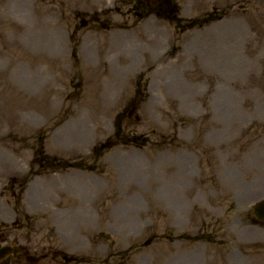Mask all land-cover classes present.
Here are the masks:
<instances>
[{
	"label": "rangeland",
	"instance_id": "rangeland-1",
	"mask_svg": "<svg viewBox=\"0 0 264 264\" xmlns=\"http://www.w3.org/2000/svg\"><path fill=\"white\" fill-rule=\"evenodd\" d=\"M173 1L179 9L178 24L154 18L138 24L128 15L127 0H0V154L8 158L0 170V203L10 207L17 198L23 213L32 214L27 213V219L37 221L32 230L0 228L7 242L26 245L30 254L43 253L54 243L67 253L81 254V264H264V243L259 242L264 241V225L253 221L252 209L264 198V142L257 139L264 137V105L255 113L259 99L250 94L254 102L244 95L250 91H240L233 104H223L225 97L217 100L216 92L223 86L205 72L209 30L214 27L220 35L228 24L226 29L248 35L235 45L246 42L252 33L241 15L256 12L259 31L264 26V0H239V18L191 30L181 27L183 19L209 9L210 0ZM75 8L85 15L69 12ZM106 8L104 17L115 29L99 28L96 33L90 13ZM80 18L90 24L76 32L81 41L76 63L68 39ZM57 37L61 45L55 55L47 48ZM251 40L252 53L256 43ZM221 47L215 44V56ZM241 53L244 57L243 48ZM142 72L141 82H135ZM241 78L234 77L230 88L242 86ZM261 83L248 79L243 89ZM135 89L143 92L134 96ZM132 103L138 106V121L127 118ZM124 110L119 126L128 147L115 146L93 159L92 146L112 133L116 115ZM77 120L82 122L79 130L71 133L67 128L64 136L74 143L56 145L55 137ZM40 142L44 153L52 161H63L65 168L45 166L39 157L33 160ZM122 156L142 166L136 164L129 173L115 167ZM92 163L97 170L82 169ZM30 167L38 173L26 186L34 188L36 210L25 205L27 189L19 198L15 187L13 198L8 186L10 171ZM74 179L84 188L96 183V195L89 192L91 202L86 204V225L92 228L82 230L79 220H71L60 236L51 214L78 210L70 187ZM123 207L133 209H125L128 220L117 224L112 213ZM20 221L26 223L25 218ZM129 221L133 225L125 234L115 229ZM182 232L209 236L212 242L173 241ZM39 264L53 263L46 258Z\"/></svg>",
	"mask_w": 264,
	"mask_h": 264
},
{
	"label": "bare ground",
	"instance_id": "bare-ground-1",
	"mask_svg": "<svg viewBox=\"0 0 264 264\" xmlns=\"http://www.w3.org/2000/svg\"><path fill=\"white\" fill-rule=\"evenodd\" d=\"M36 36V33L34 34V37ZM58 38V37H57ZM59 41H60V38H58L57 39V42H56V44H50L49 46H48V51L49 52H51V53H53V54H55V55H57L58 53H59V49H60V43H59ZM213 42H214V40H213ZM86 57V56H85ZM110 67H111V70H112V66L110 65ZM118 71V70H117ZM174 80H176V78H174ZM161 81H164L163 79H161ZM168 81V80H167ZM168 82H170V81H168ZM232 85H231V83L229 82V83H227V85H226V88H227V90H231V87ZM225 97V101L223 102V104L225 103V102H228V101H230L231 100V102H232V104H233V99H235V96L233 95V94H227V95H221V94H217V100H219V99H221V97ZM220 101V100H219ZM222 102V101H221ZM230 102V103H231ZM228 106H232V105H230L229 103H228ZM82 125V122H81V120H77V122H76V124L73 122L72 123V125H68V126H65V128H63V130L61 131V134L59 135V136H56L55 137V139H54V142H55V144L56 145H62V142L61 141H64L65 143H72L75 139H72L73 141L72 142H68V140L67 139H65L66 137H64L67 133H66V130H68L67 128H69V131L72 133L73 132V129H75V128H77V130H79V126H81ZM83 138V137H82ZM263 142V141H262ZM74 143V142H73ZM264 145V144H263ZM263 145H262V147H263ZM55 147V146H54ZM262 147H260V148H262ZM264 148V147H263ZM258 153V152H257ZM262 153H263V151L261 152V154H260V157H262ZM1 155V154H0ZM136 164H140L139 163V161H137L136 159H134L133 157H126V156H122V157H120L119 158V160H117L116 162H115V167H117V168H120V167H122L123 169H124V171H126V172H133L134 170H136V168H135V166H136ZM140 166H142L141 164L140 165H138V167L137 168H139ZM132 170V171H131ZM141 170L142 169H140L139 170V172H141ZM180 174H182V173H178V174H176V176H179ZM187 175V174H186ZM175 176V177H176ZM69 180V179H68ZM176 181H177V183H179V181L176 179ZM67 183V182H66ZM96 184L95 182H92L91 183V186H86V188H84V187H80V179H74L73 180V182L70 184V187L72 188L71 189V191H74V192H72V194H73V198L75 199V200H77L78 201V203L77 204H79L78 205V210L76 211H74V210H68L67 212H65V213H63V212H61V213H57V214H55L54 216H53V218H54V220L55 221H57V222H59V228H60V230L62 231V236H64V232H63V230L65 231L66 230V228L67 227H70L71 225H70V221L71 220H73L72 221V223L73 222H77L78 220H79V223H78V228H80V229H82V230H86V229H88V228H92L90 225H86V222L88 223V219H89V217H90V215H89V207L88 206H86V204H88V205H90V202H91V200H90V197H89V194L90 193H93V195H96V191H97V188H96V185H92V184ZM180 184V183H179ZM34 192V188L32 187L31 189H30V192H29V199H28V208L29 209H34L33 207H38V203L36 202V200H35V198H34V195L33 196H31V193H33ZM90 192V193H89ZM89 193V194H88ZM35 196H36V194H35ZM94 200V199H93ZM125 209H127V210H129V209H133V208H125V207H123V208H119V209H117L116 211H115V213H112V219L116 222V221H118V222H122V220H124V219H127V218H129V217H127V216H123V215H126V212H124V210ZM129 211H131V210H129ZM70 218V219H69ZM81 220H83V222H84V224H80L81 222ZM128 220V219H127ZM117 223V222H116ZM118 224V223H117ZM122 224H120V225H118V226H116V228L115 229H124V231H120V232H122V234H125V232H128V231H130L129 229H131V226L133 225V222H131V221H129L128 223H126L125 225H122ZM124 226V227H123ZM123 227V228H122ZM128 228V229H127ZM79 229V230H80ZM81 231V230H80ZM74 240H78V238H75ZM66 241L67 242V244H70V243H75V241ZM192 261H190V263H191ZM182 264H185V263H182Z\"/></svg>",
	"mask_w": 264,
	"mask_h": 264
},
{
	"label": "water",
	"instance_id": "water-1",
	"mask_svg": "<svg viewBox=\"0 0 264 264\" xmlns=\"http://www.w3.org/2000/svg\"><path fill=\"white\" fill-rule=\"evenodd\" d=\"M255 214L260 218V219H264V201L258 203L255 208ZM10 251L9 248H4L1 249L0 251V258H2L3 256H5L8 252Z\"/></svg>",
	"mask_w": 264,
	"mask_h": 264
}]
</instances>
